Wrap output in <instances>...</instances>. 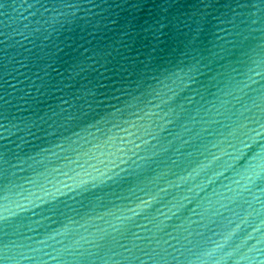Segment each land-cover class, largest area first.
Returning <instances> with one entry per match:
<instances>
[{
	"label": "water",
	"instance_id": "water-1",
	"mask_svg": "<svg viewBox=\"0 0 264 264\" xmlns=\"http://www.w3.org/2000/svg\"><path fill=\"white\" fill-rule=\"evenodd\" d=\"M0 264H264V0H0Z\"/></svg>",
	"mask_w": 264,
	"mask_h": 264
}]
</instances>
